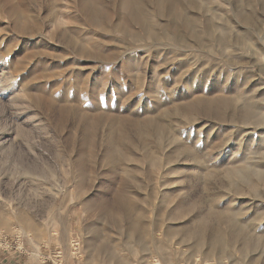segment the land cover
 Here are the masks:
<instances>
[{"label": "rangeland", "instance_id": "374dc122", "mask_svg": "<svg viewBox=\"0 0 264 264\" xmlns=\"http://www.w3.org/2000/svg\"><path fill=\"white\" fill-rule=\"evenodd\" d=\"M49 1L0 0V230L29 234L22 253L18 241L0 248V264H65V252L70 264H115L92 251L102 244L128 264H264V0L147 4L152 36L143 25L116 30L126 11L109 0H98L103 30L81 0L55 10ZM23 7L40 29L16 30ZM66 29L90 54L62 39ZM207 101L217 102L210 111ZM82 117L101 129L80 184ZM154 117L167 132H147V163L130 164L127 177L142 189L126 191L136 204L128 209L141 233L128 238L115 206L120 181L101 166L108 129ZM137 150L132 157L145 160ZM201 229L198 248L185 236ZM92 230L100 237L90 248ZM215 232L226 249L208 248Z\"/></svg>", "mask_w": 264, "mask_h": 264}, {"label": "bare ground", "instance_id": "6f19581e", "mask_svg": "<svg viewBox=\"0 0 264 264\" xmlns=\"http://www.w3.org/2000/svg\"><path fill=\"white\" fill-rule=\"evenodd\" d=\"M36 1L37 0H33V2H36ZM109 1L112 2V6L114 8L113 10L115 12H118L119 10H125L126 11L125 18H123L122 22H118L116 24V26L114 27L115 29L117 28L118 30L124 31L126 28L125 25H127V24L128 25L129 24L143 25L146 34H148L149 36H152L154 34H152V31H150V29L147 31V12L149 11V10L147 11V4L148 5L150 4L153 8L157 7L156 10H159L160 9L159 7H162L166 3V0H140V1H138V0H109ZM61 2H62V0H50L49 1L51 8L53 10H55L57 8V5H60ZM7 4L9 5V3H7ZM50 5H48V6L50 7ZM103 6H104V4H103ZM81 7L83 10L82 12L87 17L88 23L96 29H102L103 30L104 25L106 24V22L108 20L107 19L108 14L105 13V11L99 6L98 0H81ZM15 11L16 10L13 7H11V12L15 14ZM179 13L180 12H177L175 14H178V16H179L180 15ZM56 15L57 14H55V16ZM17 16H18V21H17L18 25L15 24V28L18 32H21V33L25 32L26 29H28V30L29 29L30 30L40 29L41 23H39L38 20L31 18V16H33V15H30V11L28 9H24V7H23V11H19L17 13ZM61 21L64 22L63 20H61ZM61 21H60V23H61ZM173 23H175V21H173ZM65 24H67V23L65 22ZM59 35L62 37V39L64 41H66L71 47H73L77 51V53H79V54L89 53L85 49V47L82 46V44L79 42V40L74 39L72 36L68 35L67 29L65 31H61V33ZM190 102H192V101H190ZM204 103H206V104L202 105V106H205L204 108L202 107V109H204L206 111H208V110L210 111L211 109H213L214 103H217V102L207 101ZM198 104H199V99H196L193 103H190L186 107L187 111L188 110H193V111L196 110L198 108ZM218 104H220V103H218ZM62 111L64 112L63 120H65L68 116V112H67L68 108L63 107ZM161 117H165V116H161ZM128 120L133 121L132 124H130V123L128 124L127 120H123L122 122L124 124H120L121 126H118L117 127L118 129L115 128L116 126H110L109 127V129H108L109 135H108V139L106 141V151H105L104 159L102 160L101 166L103 168L107 169V171L111 174V178H112L113 182L115 180L120 181V190H119V193L116 194V196H115V206L122 213V217L124 219L128 220L129 231L127 233V237L133 238V237H136L141 232H140V228L135 223L136 219H135L134 215L130 214L129 209H128L129 206L134 207L136 205L135 201L132 200L126 194V191H128L129 189H134V190L140 192V190L142 188H141V185H139L137 182H134L131 178L127 177L128 175H134V173H135L134 168L130 164H136V166L137 165L139 166L143 163H147V135H148L147 132L152 131L154 133L156 130H158L161 132L160 136L161 135L163 136V134H165L167 132V125L163 124V123H162V125H160V121L155 117L149 119L148 122H147V120L145 122H139L138 119L132 120L131 118H129ZM79 121L81 124V128L83 127L82 129L84 131L85 140L80 145H77V147H79L77 149H78L81 156L74 163V170L80 178V181H79L80 184H82L86 179L87 172H88L89 168H92L91 166H92V164H94L96 149H98V146H99L97 140L95 139V136H96L97 130L100 127L97 126V124L95 126L87 125V123H86L87 120L83 117L80 118ZM96 121L98 123L99 120H96ZM167 122H169V121H167ZM261 122L264 123V118L261 120ZM115 131H117V134L115 133ZM130 132L135 133V136L128 134ZM169 132L167 134H169ZM131 136H132V138H131ZM139 148H141V150H143L142 152H144L143 156L145 158V160H142L140 162H138L134 157H132L133 153H135L136 150ZM148 156L152 157L150 154H148ZM121 166H127L128 167L127 170H125L126 172L124 171L125 176L124 175L119 176L116 173L117 171L119 173V169ZM129 166H131V167H129ZM260 186H261V184H260ZM108 215H109V219L113 223H115L116 225H119L120 221H119L118 217H115V215L112 214L111 212H109ZM201 230H203V231H201ZM201 230L200 231H190L189 230L188 234H186V236H185V237H189V238L194 237L195 247H198V248L205 245L204 244L205 241H204V237H203V234H204L203 232L205 230L204 229H201ZM92 231H93V235L91 233L92 239L89 240L87 243L90 248H92V242L100 237L99 230H92ZM224 237L221 233L220 234L216 233V234L212 235L211 242L208 243V245H209L208 248H210L212 251H214L215 249H217V251L226 249L228 247V240H226L227 238L225 237L226 238L225 239ZM92 251H94L95 253H97V252L102 253L105 251L108 254L107 257H108L109 261H112L115 264H128L127 258H125L123 256H117V254L113 253L111 251V249L109 250L104 244H102L101 246H99L97 248L92 249Z\"/></svg>", "mask_w": 264, "mask_h": 264}, {"label": "built area", "instance_id": "2783aa9c", "mask_svg": "<svg viewBox=\"0 0 264 264\" xmlns=\"http://www.w3.org/2000/svg\"><path fill=\"white\" fill-rule=\"evenodd\" d=\"M23 239H28V235H26L20 228H16L15 230H12V232H9V233H5L0 230V248L2 249L8 250L10 249V243H12L13 241H18L19 243H21L20 253H22L24 250L22 248ZM77 245L78 244L75 242L73 246L75 247L74 250L78 249ZM57 255L59 256V253Z\"/></svg>", "mask_w": 264, "mask_h": 264}, {"label": "crops", "instance_id": "0c3cea01", "mask_svg": "<svg viewBox=\"0 0 264 264\" xmlns=\"http://www.w3.org/2000/svg\"><path fill=\"white\" fill-rule=\"evenodd\" d=\"M65 252V251H64ZM52 254V253H51ZM50 254V255H51ZM48 257V256H47ZM51 257V256H50ZM46 259H49V258H46ZM64 259H65V264H70L69 260H67V257H66V252L64 253ZM49 264V263H47Z\"/></svg>", "mask_w": 264, "mask_h": 264}]
</instances>
